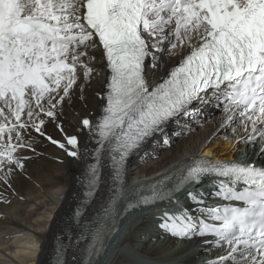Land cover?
<instances>
[{
  "label": "snow or ice",
  "instance_id": "obj_1",
  "mask_svg": "<svg viewBox=\"0 0 264 264\" xmlns=\"http://www.w3.org/2000/svg\"><path fill=\"white\" fill-rule=\"evenodd\" d=\"M173 56L178 66L150 86L145 68L163 69L164 57ZM102 64L109 70L106 92L97 93L102 115L84 118L78 129H88L94 147L81 151L78 136L59 123L64 140L47 135L69 156L92 161L85 197L94 199L102 187L106 194L88 229L85 264L99 255L97 241L121 200L127 211L180 204L179 194L192 206L165 209L162 229L214 237L205 243L225 253L208 264H264V164L200 158L148 186L130 191L125 182L129 155L170 120L195 111V102L222 101V126L239 122L248 133L242 142L264 145V0H0V180L8 181L13 166L24 168L17 152L31 147L29 129L45 136L41 117L57 121L74 88L82 93ZM206 177L216 178L214 191H193ZM208 195L240 203L211 205ZM54 264H67L63 242Z\"/></svg>",
  "mask_w": 264,
  "mask_h": 264
},
{
  "label": "bare ground",
  "instance_id": "obj_2",
  "mask_svg": "<svg viewBox=\"0 0 264 264\" xmlns=\"http://www.w3.org/2000/svg\"><path fill=\"white\" fill-rule=\"evenodd\" d=\"M179 59V56H173L170 60L164 57L166 64L163 69L146 67L149 85L160 83L161 78L168 75L169 69L177 66ZM148 63L150 57L146 59ZM98 67L100 74L85 85L82 93L79 87L74 88L71 101L64 102L63 113L57 121L41 117L46 121L45 136L29 129L31 147L17 152L24 168L13 166L8 181L0 180V264H51L52 250L59 239L67 246V264H85L80 259L87 256L86 248L90 240L88 229L92 217L96 219L106 194L102 187L94 199L84 201V213L78 224H68L69 214L76 204L81 203L86 166L92 161L87 156H69L65 150L52 144L47 135L60 141L64 140V133L77 135L81 151L94 147L88 129H78L84 118L95 122L102 115L105 100L97 93L103 95L106 92L108 81L106 64ZM80 83H83L82 78ZM192 108L195 111L188 115L189 118L174 119L164 127V135L163 132L155 134L129 155L125 182L130 191L141 185L148 186L162 175L178 171L182 165L194 159L231 160L239 154V144L246 146L245 157H249L248 161L264 164V156L257 155L260 142L253 145L240 140V137L248 134L243 124L238 122L222 126V101L219 104L215 100L207 104L195 102ZM58 123L63 125L64 133L57 130ZM250 131L251 126L248 127ZM169 135L175 139H169ZM221 135L226 136L220 139ZM0 176H3L2 171ZM50 205L53 207L48 210L46 207ZM186 206L192 205L187 203ZM123 209L124 201L121 200L118 210L109 217L97 241L100 252L92 257V264H136L135 259H142L148 264H195L203 261L202 256L207 259L225 253L222 247L199 244L202 241L199 236L177 237L152 222L149 224L150 221H146L151 226L149 229L143 227L147 217H156L147 207ZM65 225H68L70 232L61 236L60 230ZM28 231L32 233L31 241L22 245V235Z\"/></svg>",
  "mask_w": 264,
  "mask_h": 264
},
{
  "label": "rangeland",
  "instance_id": "obj_3",
  "mask_svg": "<svg viewBox=\"0 0 264 264\" xmlns=\"http://www.w3.org/2000/svg\"><path fill=\"white\" fill-rule=\"evenodd\" d=\"M250 126V125H249ZM225 136L226 135H221L220 136V139H222V138H225ZM53 206L52 205H50V206H47L46 208L49 210V208L51 209ZM147 220H145L144 222H146ZM143 222V223H144ZM151 222V221H150ZM62 232H63V229H62V231L60 230V234H62ZM23 237L21 238V243H22V245L24 244V245H27L26 243H28V242H30L31 241V238H32V233L30 232V231H28V232H26V233H24L23 235H22ZM29 239V240H28ZM24 241V242H23ZM7 264H11V263H7ZM14 264V263H13Z\"/></svg>",
  "mask_w": 264,
  "mask_h": 264
}]
</instances>
